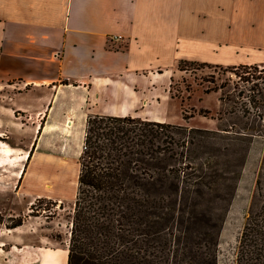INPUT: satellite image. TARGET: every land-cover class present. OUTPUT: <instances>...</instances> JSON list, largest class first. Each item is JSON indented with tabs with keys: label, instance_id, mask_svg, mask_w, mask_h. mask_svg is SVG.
Here are the masks:
<instances>
[{
	"label": "crops",
	"instance_id": "0c3cea01",
	"mask_svg": "<svg viewBox=\"0 0 264 264\" xmlns=\"http://www.w3.org/2000/svg\"><path fill=\"white\" fill-rule=\"evenodd\" d=\"M181 60L264 63V0H0V142L13 150L0 168L27 169L25 153L58 138L83 145L92 114L185 124ZM27 237L1 233L0 264H57L62 248Z\"/></svg>",
	"mask_w": 264,
	"mask_h": 264
},
{
	"label": "trees",
	"instance_id": "16d2710c",
	"mask_svg": "<svg viewBox=\"0 0 264 264\" xmlns=\"http://www.w3.org/2000/svg\"><path fill=\"white\" fill-rule=\"evenodd\" d=\"M190 63L239 78L234 86L229 79L213 89L222 92L223 109L212 116L217 129L132 115L88 116L67 264H218L238 166L252 145L264 146V63ZM183 115L189 118L185 110ZM237 264H264L262 194L250 208Z\"/></svg>",
	"mask_w": 264,
	"mask_h": 264
},
{
	"label": "rangeland",
	"instance_id": "374dc122",
	"mask_svg": "<svg viewBox=\"0 0 264 264\" xmlns=\"http://www.w3.org/2000/svg\"><path fill=\"white\" fill-rule=\"evenodd\" d=\"M184 67L171 84V94L179 105L174 113L177 117L184 116L185 110L189 116L183 120L185 125L217 129L219 121L213 117L223 109L219 99L222 92L213 89L229 79L234 86L232 81L239 78L235 73L223 71L224 68L190 62L184 63ZM203 109L210 110V113L207 116L201 114ZM58 139L63 143H44L41 154L34 151L26 162L27 169L24 167V178L13 168H0V234L17 231L29 235L27 238L31 243L43 242L45 246L62 248L58 254L48 253L52 259L60 257L57 264H67L71 220L78 191L79 160L84 144L81 150L80 144L67 143V138ZM40 162H44V169ZM238 168L236 191L220 229L218 264H237L238 245L250 208L255 198L264 195V146L258 142L252 145ZM20 222L22 226L15 227Z\"/></svg>",
	"mask_w": 264,
	"mask_h": 264
},
{
	"label": "bare ground",
	"instance_id": "6f19581e",
	"mask_svg": "<svg viewBox=\"0 0 264 264\" xmlns=\"http://www.w3.org/2000/svg\"><path fill=\"white\" fill-rule=\"evenodd\" d=\"M12 152H13V150L11 149L10 146H8L6 144H3V143L1 144V142H0V153H4L9 158V155H11ZM30 157H31L30 152H27L23 156V160H26L27 159V161H28L30 159ZM25 172H26V169L25 168H21L19 170V176L23 177V175L25 174Z\"/></svg>",
	"mask_w": 264,
	"mask_h": 264
}]
</instances>
